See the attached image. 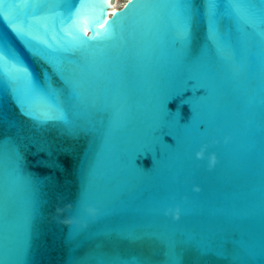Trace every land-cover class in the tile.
Returning <instances> with one entry per match:
<instances>
[{"label":"water","instance_id":"water-1","mask_svg":"<svg viewBox=\"0 0 264 264\" xmlns=\"http://www.w3.org/2000/svg\"><path fill=\"white\" fill-rule=\"evenodd\" d=\"M93 2L28 0L30 11L56 13L30 14L33 28L21 37L48 65L0 24L34 77L91 129L72 137L22 116L0 52V115L9 121L0 122V138L19 152L38 200L24 254V193L10 147L0 144V264H168L170 245L180 264H264V31L257 37L232 16V0H207L210 10L202 0H144L148 7L92 60L71 42L93 36L100 9H82ZM192 2L200 10L189 38L177 9ZM129 3L106 4L96 33ZM251 3L264 13V0ZM26 6L0 0L6 10ZM158 108L189 121L186 130L174 138L154 131ZM207 136L212 154L196 160ZM83 195L99 215L73 225L69 206Z\"/></svg>","mask_w":264,"mask_h":264},{"label":"snow or ice","instance_id":"snow-or-ice-1","mask_svg":"<svg viewBox=\"0 0 264 264\" xmlns=\"http://www.w3.org/2000/svg\"><path fill=\"white\" fill-rule=\"evenodd\" d=\"M81 0H75V4H79ZM174 2V0H169ZM6 5H15L16 0H3ZM106 6V0H95L93 3L82 5V9L99 8L100 15L95 16L90 20V25L93 28V36L87 40L77 38L71 42V47L77 52L87 55L89 59L100 60L109 51L114 40L126 31V22L134 13L143 11L148 7L144 0H130L126 8L113 15L109 21H105L106 28L102 33H96L95 24L103 18V9ZM201 8L210 10L214 5H210L207 0H202ZM200 8L192 3H184L177 9V16L181 26L185 29L186 35L190 38L191 32L197 23V16ZM7 11V14H6ZM229 13L238 20H242L244 24L252 28L254 34L259 37L264 31V13H261L251 0H232L228 5ZM41 13H47L55 16L56 13L30 11L27 6L21 12L19 9L0 7V24H2L7 32L23 44L22 36L28 35L29 29L33 28L32 22L29 20V15L36 16ZM81 14V10H77V15ZM214 15V13H212ZM7 32L0 30V52L5 53L3 57L6 61L4 74L10 85H18L20 92L15 93L13 88L10 95L17 105L20 114L32 121L36 127H53L60 129L64 134L72 137H78L81 134H87L91 131L90 127L83 124L81 120L74 114L72 109L62 103L58 96L62 93H57L52 86L49 88L44 82L37 80L29 67L25 64L23 58L17 53ZM209 37L213 35L219 37L218 28L214 31H208ZM23 46L29 55L37 62L48 65L39 55L31 52L24 44ZM51 66V65H49ZM52 67V66H51ZM54 71L57 69L53 68ZM45 79H48L45 76ZM44 79V81H45ZM75 97V92L73 93ZM0 122L7 124V117L0 115ZM188 122H181L178 114L165 112L162 108L156 110L153 119V130L159 131L162 135H169L173 138L180 132L186 130ZM216 141L211 137H205L194 149L193 156L196 160L209 159L212 152L207 150ZM0 144H8L12 154V169L13 178L16 188L24 193V207L21 217V227L23 232L24 244L22 253L26 254L27 245L31 235L32 223L37 212L38 200L36 196V182L28 175H25L22 170L21 157L16 148L11 145V142L5 138H0ZM145 149L151 148V142L147 141L144 144ZM215 161H213V165ZM174 208L164 209V214L172 215ZM99 215L97 207L89 203L88 198L83 195L72 206H69L68 217L70 223L79 225L80 221L91 222ZM147 239V237H145ZM168 264H180V255L176 248L169 246L166 252Z\"/></svg>","mask_w":264,"mask_h":264},{"label":"bare ground","instance_id":"bare-ground-1","mask_svg":"<svg viewBox=\"0 0 264 264\" xmlns=\"http://www.w3.org/2000/svg\"><path fill=\"white\" fill-rule=\"evenodd\" d=\"M124 0H106V4L110 5V9H114L123 3Z\"/></svg>","mask_w":264,"mask_h":264}]
</instances>
